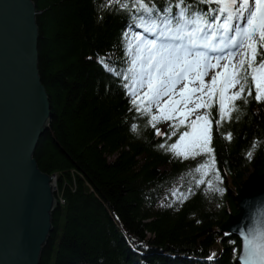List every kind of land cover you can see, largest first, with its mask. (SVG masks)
<instances>
[{"label":"trees","instance_id":"1","mask_svg":"<svg viewBox=\"0 0 264 264\" xmlns=\"http://www.w3.org/2000/svg\"><path fill=\"white\" fill-rule=\"evenodd\" d=\"M31 1L37 13L38 72L51 111L33 158L42 173L56 177L57 188L52 231L39 264H238L239 240L217 230L237 212L234 196L247 175L264 171V102L254 99L251 76L242 94L248 103L236 100L238 110L219 125V88L209 96L211 80L207 85L201 104L211 107H201L200 116L211 114L215 164L203 172L195 168L210 159L207 154L184 159L167 150L190 130V115L180 124L183 115L165 111L172 118L152 127L151 115L160 112L134 83L144 51L143 37L135 39L142 32L141 18L161 29L156 11L168 16L166 7L178 14L187 5L188 19L207 13L209 23L216 22L214 16L223 22L220 13L209 11L217 8L215 0H140L149 9L154 6L151 15L137 0ZM176 24L172 20L173 29ZM202 29L212 33L215 28ZM246 51L251 55L245 48L236 69ZM261 53L264 48L257 49V64L264 59ZM134 59L135 70L129 72ZM239 88L225 90L226 110L227 97ZM144 107L150 114H142ZM172 124H180L176 135H171ZM162 125L165 133L156 135ZM229 133L231 140L225 138ZM200 179L204 183L197 186Z\"/></svg>","mask_w":264,"mask_h":264},{"label":"water","instance_id":"2","mask_svg":"<svg viewBox=\"0 0 264 264\" xmlns=\"http://www.w3.org/2000/svg\"><path fill=\"white\" fill-rule=\"evenodd\" d=\"M36 14L31 0H0V264H39L56 205L33 158L51 119ZM234 199L237 212L217 231L239 240L236 262L244 264L246 237L264 233V171L249 173Z\"/></svg>","mask_w":264,"mask_h":264},{"label":"snow or ice","instance_id":"3","mask_svg":"<svg viewBox=\"0 0 264 264\" xmlns=\"http://www.w3.org/2000/svg\"><path fill=\"white\" fill-rule=\"evenodd\" d=\"M117 2H119V0H117ZM137 2L139 3L140 9H143L145 13L151 15L155 11L154 6L152 9H149L144 3L140 2V0H137ZM206 2L212 3L213 0H206ZM215 2L217 3V8L214 10L210 9L209 11H216L223 16V23L216 25V27L223 29L224 33H228L233 30V24L231 22L234 19L246 20V25H235V35L228 38V42L224 45V47L244 48L245 45H247V49L250 50L251 53V55H249L248 51L244 52V58L240 60L239 68L236 69L235 66H233L234 71L231 73L226 72L225 74L223 84L219 89L220 120L216 121L219 125V123L224 120L226 116L228 119H231V112L238 110L239 106L235 104L236 100L243 99L245 104L248 103V100L244 98L242 94L245 92V84L249 83V75L251 76V82L255 84L256 88L254 99L257 102H264V59H262L258 64L255 61L257 49L264 48V0H215ZM108 3H111V0H108ZM183 3L184 0H180V4ZM121 6L126 7V5ZM177 7H179V4ZM164 12L167 13L168 16H160L159 12L156 11V16L158 17L160 23L163 24V27L160 29L159 35L156 39L143 41L144 47L148 51V55L146 57H142V59L146 60V63L142 64V73L139 81H135L134 78V83L138 82L141 86H144V84L147 83L148 92L145 93V96L150 97L149 103H157V109L160 112V115H151L150 120V123L154 128L156 123L161 119L167 121L172 118L171 115L159 108V102L163 96H168L170 98L169 103H179V101H172L171 97L175 94L176 85L182 80V78L187 76L188 72L192 68L194 62L189 60L188 56L194 55L196 57L195 62L197 64L199 60L206 59V55L204 53H192L188 48H183L181 45L174 46L171 43H167L166 40H182L184 36L187 35L190 38L191 44L195 46L196 41L191 39L195 33L202 31L203 25H206L210 29L213 28V24L209 23L207 13H202L201 15L196 16L195 19H188L187 17L191 14V9L187 5H185V7L181 9L178 14H172L171 8L168 7L164 9ZM211 19L213 21H217L220 17L214 16L211 17ZM172 20L177 21L175 29L171 26ZM141 21V24L137 25L138 27H142L144 31L149 34L156 33V22L145 24L143 23V18H141ZM188 24H194L196 27L191 32H187L185 29ZM215 35L216 32L213 31L212 36ZM135 39L141 40L142 38L137 35ZM203 46L206 48L209 47L207 39L205 40ZM211 50L217 51V48L212 47ZM233 55L234 53L229 52V58ZM261 56H264V53H261ZM101 63H103L102 60ZM136 63L137 61L134 59L132 61L133 67L129 69V72H134ZM105 68L106 70L111 71L107 65H105ZM224 68L227 70L229 65L225 64ZM241 73L244 74L243 82H241ZM218 75L220 74L218 73L217 76ZM217 76L212 77L211 85L209 86V96L214 95L213 90L215 89ZM125 79H128V77H125ZM229 83H231L233 87L239 84L240 88L238 91L227 97L230 104L226 110L224 93ZM203 87H205V85L201 75V88ZM194 91L196 90L189 89L188 84H184L181 90V95L184 96L185 94ZM132 95H136L134 89L132 91ZM248 95H252L251 88H248ZM133 106L137 111H141L135 101H133ZM197 107H211V105L200 104L197 105ZM142 114H150L148 107L143 108ZM182 115L184 116V119L180 121V124H183L184 121L187 120L190 112L185 111ZM207 115L209 116V119L196 115L195 120L192 121L190 125L193 132H181L178 140L169 145L167 149L168 151L173 152L176 156L183 157L184 159H188L189 156H191L192 159H195L198 155L207 154L210 159L200 163L199 167L195 168L196 172H203L206 168L214 167L215 164V158L212 155L213 149L211 147V114L208 113ZM180 124L170 125L172 128L171 135H176ZM136 130V125H133L132 131L135 132ZM156 135H162L159 129H157ZM171 135L168 137L169 139H171ZM186 137H191V139L186 142ZM225 138L231 140V133H229ZM160 147L163 148L165 145L161 144ZM251 147L252 150L247 153L248 159L252 158L256 143L254 142ZM217 180H219L218 173ZM201 183H204L203 179L197 181V186ZM209 186L211 187L210 182ZM214 190L223 194V189L221 188H215ZM186 198L187 197L185 196L184 199ZM209 259H211V257H209ZM244 264H264V233L251 235L250 238L246 237Z\"/></svg>","mask_w":264,"mask_h":264},{"label":"rangeland","instance_id":"4","mask_svg":"<svg viewBox=\"0 0 264 264\" xmlns=\"http://www.w3.org/2000/svg\"><path fill=\"white\" fill-rule=\"evenodd\" d=\"M243 25H246V20L244 21ZM166 42L171 43L175 46V44L172 41L171 42L166 41ZM196 45H197V42H196ZM181 46L193 47V45L190 42V38L188 36H184L181 42ZM196 53H199V52H196ZM200 53H204L206 55V59L199 60L198 64L196 62L193 63L190 73L187 74L186 80L180 81L176 85L175 94L171 97V100L179 101V103H175V104L169 103L170 98L168 96H163L159 102L160 109H163L164 111H169V112L176 111L178 112L179 115H182L185 111H189L191 115V121H194L196 118V115H200V112H201V107H197V105H200V98H201V89H202L201 88V75H202L203 83L205 85L210 79H212L213 76H217V74L219 73L220 75L218 76L221 77L220 81L222 85L226 72L229 73L231 67L235 64V61L239 55L238 50L236 51L232 50V53H234V55L231 58L226 57L227 54L225 55L219 54V56L217 57L219 59L212 58L210 60L208 57V52L200 51ZM147 55H148V52L146 50L144 57H146ZM145 62L146 60H144V63ZM225 64L229 65V68L227 70L224 68ZM145 80H146V76H145ZM184 84H188L189 89H195L196 91L187 93L184 96H182L181 90ZM230 88H231V83L227 85V89H230ZM142 92L144 94L148 92L147 83H145L144 86H142ZM145 97L148 98L147 96ZM155 107L157 108L156 102H155ZM165 130H166V125H162L159 127V131L162 134L165 133ZM189 132L190 133L193 132L192 127L190 128ZM190 139L191 137H186L185 141L187 142Z\"/></svg>","mask_w":264,"mask_h":264},{"label":"bare ground","instance_id":"5","mask_svg":"<svg viewBox=\"0 0 264 264\" xmlns=\"http://www.w3.org/2000/svg\"><path fill=\"white\" fill-rule=\"evenodd\" d=\"M50 178H51V183H52V189H54L53 192H56L57 191V188H56V177L52 176ZM59 202L61 204H63V200H61V198H59Z\"/></svg>","mask_w":264,"mask_h":264}]
</instances>
